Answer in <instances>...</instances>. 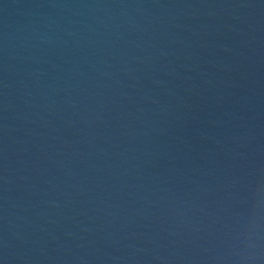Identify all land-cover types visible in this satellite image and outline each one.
Here are the masks:
<instances>
[{
    "label": "water",
    "instance_id": "95a60500",
    "mask_svg": "<svg viewBox=\"0 0 264 264\" xmlns=\"http://www.w3.org/2000/svg\"><path fill=\"white\" fill-rule=\"evenodd\" d=\"M0 264H264V0H0Z\"/></svg>",
    "mask_w": 264,
    "mask_h": 264
}]
</instances>
